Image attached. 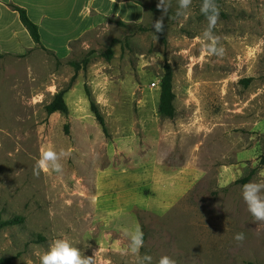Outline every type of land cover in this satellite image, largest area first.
<instances>
[{
    "label": "rangeland",
    "instance_id": "1",
    "mask_svg": "<svg viewBox=\"0 0 264 264\" xmlns=\"http://www.w3.org/2000/svg\"><path fill=\"white\" fill-rule=\"evenodd\" d=\"M130 1L144 7L142 23L107 19L65 57L34 48L0 58V219L24 218L0 230V261L40 264V250L66 236L94 264H137L130 249L139 228V252L152 264L165 255L176 264H264V222L248 212L234 183L247 175L264 180V0H215L212 33L222 55L205 49L203 0L187 9L164 0L166 11L159 0ZM156 18L163 19L160 32ZM72 63L79 70L64 94L68 112L48 115L45 106L68 86ZM165 64L175 95L171 119L155 113L159 89L149 87ZM85 86L109 137L89 110ZM145 131L159 141L148 150L156 168L140 163ZM48 144L69 152L63 171L34 175ZM169 166L178 185L172 206L141 209L165 185L160 176Z\"/></svg>",
    "mask_w": 264,
    "mask_h": 264
},
{
    "label": "crops",
    "instance_id": "2",
    "mask_svg": "<svg viewBox=\"0 0 264 264\" xmlns=\"http://www.w3.org/2000/svg\"><path fill=\"white\" fill-rule=\"evenodd\" d=\"M8 3L20 6L27 11L29 18L38 25L40 41L44 48L55 56L65 57L69 47L84 34L104 25L107 19L140 24L145 19L142 4L130 0H0V53L21 56L35 48L27 31L19 21L18 14L10 10ZM159 93L156 94L155 113H157ZM147 119H144L143 125ZM144 146L140 163L144 167L156 168L157 157L151 158L148 150L158 144L149 132L144 133ZM129 140L120 139L123 149L128 148ZM121 150V151H122ZM148 165V166H145ZM160 179L165 185H158L154 197L145 200L141 209L161 213L172 206L178 188L172 177V166L167 175ZM121 206V201H118Z\"/></svg>",
    "mask_w": 264,
    "mask_h": 264
},
{
    "label": "clouds",
    "instance_id": "3",
    "mask_svg": "<svg viewBox=\"0 0 264 264\" xmlns=\"http://www.w3.org/2000/svg\"><path fill=\"white\" fill-rule=\"evenodd\" d=\"M191 4V0H179L180 9H187ZM157 8L161 11H166L164 0H159ZM201 12L205 15L208 21V27L203 32L202 40L210 41L205 44V49L209 53L222 55L224 49L217 47L218 37L212 33V28L215 26L219 12L215 0H203ZM153 28L160 32L163 30V19L156 18L153 23ZM69 156V152L61 149L59 152L54 150L51 144L41 145L38 158L35 161L33 168L34 175H39L41 172L48 173L50 171L62 173L63 165L60 162L62 158ZM242 199L247 206L248 212L257 221L264 222V180L249 181L241 186ZM237 241H243L244 234L237 233L234 237ZM143 246V233L137 228L132 236L131 253L136 257L137 264H152V257L143 254L139 249ZM40 264H94L93 258L85 257L78 247L73 246L70 240L63 236L54 239L47 247L41 249L38 253ZM95 255V254H94ZM157 264H176L175 260L169 256H161Z\"/></svg>",
    "mask_w": 264,
    "mask_h": 264
},
{
    "label": "trees",
    "instance_id": "4",
    "mask_svg": "<svg viewBox=\"0 0 264 264\" xmlns=\"http://www.w3.org/2000/svg\"><path fill=\"white\" fill-rule=\"evenodd\" d=\"M7 6L10 10H12L18 14L19 21L22 24V26L24 27V29L27 31L28 35L30 36L32 42L35 45V48H38V49L44 51L45 53H48V54L55 56V54L52 51H49L42 46L41 41H40V34H39L38 25L36 23H34L29 18L27 11L24 8L17 6V5H14L12 3H8ZM117 24L120 26H125V24L121 21H118ZM139 28H140V30L143 29L142 27H139ZM75 42H77V41H75ZM115 42H117V41L112 40L111 45L114 44ZM5 55H7V54L0 53V58L4 57ZM111 55H112L111 48L108 47L104 53V56L107 60H110ZM72 65L74 67V74L70 78L68 86L65 89L57 92L53 96L52 100L45 106V111L48 115L56 113V112H59L62 114H67V112H68V108H67L66 102L64 100V94L67 92V90H69V88L71 87V85L75 81L76 73L79 70L78 64L72 63ZM163 70H164L163 75L161 76V79L159 81V97H158V104H157V113L159 116H161L163 118L171 119V118H173L174 113H175V108L173 105L175 95L172 91V69H171V66L169 64H165ZM84 93H85V96L88 100L89 110H90L91 114L93 115L96 123L99 125L101 132L103 133V135L105 137H109V133L107 131L105 120H104L101 112L99 111V108H98L96 102L94 101V99L92 97L91 91L89 90V88H87V86L84 87ZM64 131H65V134L67 135L68 134V125L67 124L64 125ZM250 177H251V175H247L245 177H242V178L236 180L234 183L243 185L250 180ZM23 222H24V218L21 216H15V217H12V218H9L6 220L0 219V230H2L4 228L20 225ZM3 263H4V261L1 260L0 264H3Z\"/></svg>",
    "mask_w": 264,
    "mask_h": 264
},
{
    "label": "built area",
    "instance_id": "5",
    "mask_svg": "<svg viewBox=\"0 0 264 264\" xmlns=\"http://www.w3.org/2000/svg\"><path fill=\"white\" fill-rule=\"evenodd\" d=\"M151 89H159V80L152 81L149 86Z\"/></svg>",
    "mask_w": 264,
    "mask_h": 264
}]
</instances>
